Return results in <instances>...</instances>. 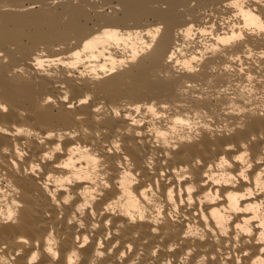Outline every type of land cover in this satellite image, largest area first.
Instances as JSON below:
<instances>
[{"label":"bare ground","instance_id":"6f19581e","mask_svg":"<svg viewBox=\"0 0 264 264\" xmlns=\"http://www.w3.org/2000/svg\"><path fill=\"white\" fill-rule=\"evenodd\" d=\"M162 1L80 0L78 4H73V0H62L52 8L48 0H0V51L9 58L6 64H0V103L9 106L7 113H0V127L15 131L11 127L15 123L41 132L52 128L75 127L79 130L81 126L90 129L87 135L81 133L75 140H65L63 151L47 162L40 160L45 146L35 139L24 135L14 137L0 134V147L7 145L11 149L15 141L28 153L25 163L21 165V172L24 166L30 167L34 162L41 163L44 169L38 177L18 175L16 169L8 165L7 157L0 153V176L4 177L0 179V189H4L0 192V210L6 213L14 208L11 204L13 199L18 198L24 204L17 225L0 224V244L7 243L9 248L23 247L16 244L17 234L26 235L32 241L40 239L39 264H49V258L43 251L47 246L44 236L49 229H54L53 245L58 244L62 252L72 246L76 224H67L70 212L79 203L96 195L91 192L94 187L91 179L77 177L90 175L92 157L98 154L104 157L106 167L103 171L108 173L107 179L112 188L101 189L104 196L93 202L97 215L92 217L90 213L93 209H88L89 214L83 217L86 225L98 220L102 227L93 237V243L81 250L84 256L82 264H88L95 239L102 238L109 227L105 224L108 220L112 229L119 227V221H125V226L119 228V236L114 239L121 240V248L128 242L134 245L129 259H135L138 252H143L137 264H148L149 261L161 264L168 257H173L172 264H179V257L188 248L194 250L188 264H195L201 255L209 257L207 264H224L225 257L230 254L231 260L227 264H235L237 254H240L241 264H253V261L260 264V260H264V252H261L264 242H258L259 233L264 231V227H261L264 224V163H255L258 158L264 157V31L257 28L253 32L254 22L236 16L237 10L229 7L230 0H195V3L193 0ZM162 3L166 6L161 7ZM117 4L120 5L119 11L115 7ZM254 4L255 0H249V6ZM257 7L260 23H264V6ZM98 8L105 11L98 12ZM65 16L67 19H64ZM158 24L164 25L162 34L151 50L141 51L147 44L153 43L154 33L150 34V29ZM188 24L195 26L196 34L186 37L181 33L178 36L177 29ZM104 26L119 28L121 32L114 37L104 35L101 31ZM97 33H100L98 37ZM237 34L243 35L244 39H232ZM85 40L92 41L87 50L84 48ZM41 45L49 55L60 54L67 59H75L73 53L79 51L80 59L87 64L107 62L110 67L112 60H123L128 67L94 83L87 80L78 83L76 79L68 78L64 69L56 71L51 78L42 77L31 71L28 64L32 55L41 50ZM58 45L63 47L57 49ZM176 48L180 52L176 53L171 63H166L167 56ZM133 54H137L135 60ZM192 56L198 58L191 61V66L197 71L190 72L181 66L172 67L175 59L191 60ZM92 57L97 59L93 60ZM20 65L25 67L24 75L9 76V72ZM165 72L167 76L162 75ZM56 82L65 83L73 98L91 91L93 105L101 100L106 104L142 102V112H146L147 105L155 101L153 106L160 115L152 120L149 114L144 125L133 126V134L127 135L124 132L129 126L127 120L100 113L103 119L96 121L93 117L97 114L91 111L90 106H81L75 111L66 109L63 103L58 107L49 104L41 108L40 102L44 96H56L61 91L55 86ZM164 104L168 107H162ZM20 109L28 115L21 117ZM78 114H83L85 119L76 120ZM197 123L208 124L212 129H223L226 125L235 127V131L230 135L223 131L217 134L201 127L198 129L202 133L201 138L191 144L182 143L169 160V169L179 164L194 165L197 156L204 161V164L190 169L200 191L193 193L195 202L188 207V193L184 188L188 181H180L169 171L167 176L173 177L169 182L167 176L162 177L159 171L149 173L143 164L150 152L164 151L151 143L155 133H149V127L155 125L158 131L171 136L174 130L177 133L181 129L186 131L189 125ZM137 130L144 133L143 137L135 135ZM97 131L100 132L99 137L95 135ZM116 137L122 140L123 152L108 153L107 148L112 147ZM138 139L147 142L141 145L136 142ZM242 143L247 145L249 160L253 163V167L245 173L247 180L238 178L235 187L200 183L206 179L202 172L208 170V164L217 163L221 153H226L235 164L230 171L237 174L242 166L233 157L245 150L241 148ZM227 144H235L236 148L226 150ZM125 153L132 158L133 175L137 169H143L139 184H132L131 179L124 175L127 169L120 165L128 163L123 160ZM159 158L162 157L157 160ZM158 167L164 166L158 164ZM69 179L72 180L71 184L67 183ZM9 182L11 186L21 189L18 196ZM45 183H48L49 190L58 193V199L67 194L75 195L72 205L63 209V219L59 210L51 204L43 188ZM61 183L63 187H60ZM149 184L152 186L150 189L147 187ZM157 188L163 192V200L154 199ZM169 188L173 190L179 207L176 220L169 215L177 210L172 207L171 201L166 200ZM209 189L211 195L218 199L201 203L199 197ZM249 191L252 192L251 196L246 195ZM231 196H235L236 200L233 201ZM182 199L185 200L184 204H180ZM156 202L166 205L162 213L164 223L159 225L158 234L151 232L150 228L154 226L151 220L138 219L141 213L153 215ZM109 204L115 212L108 210ZM237 208L243 210L236 211ZM49 211L52 215H45ZM133 216L137 217L135 223H131ZM228 216L232 217L230 221L226 220ZM225 222L229 228L227 237L220 235V224ZM245 223L252 228V235L241 234L237 242L234 239L238 231L236 225L244 226ZM188 228L202 230L206 239L184 238L182 234ZM170 243L178 245L174 252L167 251ZM237 243L238 246L233 248V244ZM157 245H160V251L153 257L151 252ZM29 251L26 250L25 256ZM118 252L119 249L116 254ZM245 252L247 255H243ZM212 254L216 256L215 261L211 260ZM23 259V256L18 257L16 264H24ZM110 260L118 264L114 256L106 257L99 264H109ZM60 264H64L63 256ZM124 264H128V260Z\"/></svg>","mask_w":264,"mask_h":264},{"label":"clouds","instance_id":"9594fccd","mask_svg":"<svg viewBox=\"0 0 264 264\" xmlns=\"http://www.w3.org/2000/svg\"><path fill=\"white\" fill-rule=\"evenodd\" d=\"M62 0H48V4L55 8L58 4H60ZM80 0H73V4H78ZM195 3V0H193ZM257 6H264V0H255V4L249 6V0H230L229 7L236 9L235 12L236 16H242L245 20H251L254 22V27H252V31L255 32L258 28L260 31H264V23H260L261 16L258 14V7ZM31 7H36V5H31ZM116 10H120V5H115ZM91 11V9H89ZM96 11L103 13L105 11L104 8H98ZM111 11V9H109ZM67 19V16L64 17ZM194 25L188 24L187 27H182L177 29V35L179 36L183 33L186 37H192L196 33L194 32ZM164 25L158 24L150 29V34H153V43L147 44L141 51L147 52L151 50L158 39V37L162 34ZM104 35L114 37L118 33L121 32V29L112 27V26H104L101 29ZM139 32V29L136 30ZM196 31H202L201 29H196ZM100 33H97V37ZM244 39L243 35L237 34L236 36L232 37V39ZM91 40L84 41V48L87 50L91 45ZM63 45H58L57 49L62 48ZM44 49V46L41 45V50L36 51L28 64L31 66V71L37 73L42 77L51 78L55 75L56 71L60 69H64L65 75L68 78L76 79L77 82H81L83 80H87L90 83L99 82L110 76L114 75L118 70H123L124 68L128 67V65L123 61H111V66H107L106 63L100 64H87L85 60L80 59L81 53L79 51L73 53L76 57L75 59H67L64 55L56 54V55H49ZM180 52L179 48H176L173 52H171L167 58L166 63H171L176 56V53ZM137 54H133V59H136ZM8 56L5 55L3 51H0V64H6L8 62ZM93 60H96L97 57H92ZM198 58L196 56H192L191 60L185 59H175V64L172 65L173 68L177 66H181L187 69L190 72L197 71V68L191 66V61H195ZM179 70V69H177ZM25 73L24 65H20L14 67L11 72H9V76H15L16 74H20L23 76ZM162 75L167 76L168 73H162ZM55 86L59 88L61 91L57 93L56 96L51 94L44 96L41 99L40 106L44 108L49 104L58 107L61 103L66 107V109L75 111L77 108L81 106H90L91 111L96 113L93 117L94 120L100 121L103 119L104 115H111L113 118L119 119L123 117V119L129 122V126L124 129L125 134L131 135L133 134V126H142L146 123V117L151 115L152 120L157 119L160 113L157 112V109L153 106L155 105V101H152L151 104L147 105V111L142 112L144 104L142 102H121V104H106L103 100L99 101L96 104H92L94 100L93 93L91 91H85L81 96L73 98L70 91L67 90V85L63 82H56ZM162 107L167 108L168 105L164 104ZM9 111V106L6 103H0V113H7ZM241 112L244 109H240ZM19 115L21 117L27 116V112L23 109L19 110ZM76 120L80 121L85 119L83 114L76 115ZM151 120L148 123L151 124ZM179 123H185V121H179ZM239 126V125H237ZM15 131H10L8 128L0 127V134L8 135V136H20L24 135L25 137L35 139L41 145L45 146V149L41 156L40 160L43 162L52 161L55 159V154L63 151L64 148V141L65 140H75L77 137L81 135V133L87 135L90 132V129L87 126H81L79 130L75 127L73 128H52L48 129L44 132H41L37 129H31L25 125H18L12 124L11 126ZM203 128L208 130L209 132H215L219 134L223 131L224 134L230 135L235 131V127H227L226 125L221 128L212 129L208 124L199 125H189L187 130L181 129L179 133L175 130L173 135L169 136L167 132L158 131L155 125L149 127L147 131L149 133H155V138L151 141L155 148H163L164 151L162 153L153 151L150 152L146 157L143 164V168L147 169V171L151 174L156 173L159 171L160 175L167 176V173L171 171L175 174L176 177L179 178L180 181H188L184 188L186 189L188 196H187V205L188 207H192L194 204V197L193 193H197L200 191L199 185L196 183L195 178L192 175L191 167L202 165L204 161L197 156L195 158L194 165L190 164H179L173 166L169 169L168 164L169 160L172 159L173 154L176 150H178L182 143L187 142L189 144L198 141L202 133L199 131V128ZM120 131V129H117ZM97 137L100 136V132L97 131L95 133ZM135 135L137 137H143L144 133L140 130L135 131ZM255 139V136H253ZM55 141V142H54ZM138 144H144L147 141L143 139H138L136 141ZM236 148L235 144H227L225 145L226 150H233ZM241 148L245 149L244 151H240L236 154L233 159L242 166L241 169L237 174H233L231 169L235 167V164L229 160L226 153H221L218 157V162L215 164H208L207 171L202 172V176L206 177L200 183L207 185L209 182H212L215 185H232L233 187L236 186L238 183V178H243L247 180V176L245 175L246 171L253 167V163L249 160V152L247 151V145L241 144ZM113 151L120 153L123 152V144L120 137H116L112 141V147L107 148L108 153H112ZM0 153H3L7 157L8 165L11 168H15L17 174H23L25 176H39L40 173L44 171L41 163H31V166H24L21 172V165L25 163V159L28 156V153L21 149L20 143L14 141L12 148L10 149L9 146L5 145L0 147ZM158 157L159 160H157ZM131 157L128 154L123 155V160L128 162L127 165H120L121 167H126V171L124 175L131 179L132 184H139L141 173L143 169H137L135 175H133L131 169H133L134 165L131 162ZM93 160V167L91 169V173L89 176H78L77 179H91L92 184L94 187L91 188L92 193H96L90 197V199L84 203H79L77 206L73 208L70 212V218L67 219V224L69 226L76 224L75 234L73 237L72 246L68 247L66 251L61 250L59 245H53L52 243V236L54 235V229H49L44 236V240L47 241V246L43 249L44 253L49 258V264H60L61 257L63 256L64 264H82L84 260L83 253L81 252L82 249L86 248L90 244L93 243V237H96L97 231L102 227L101 223L98 220H93L89 225L85 224L83 217L89 214L87 212L88 209H93L90 213L92 217L97 215V212L94 210L93 202L98 200L99 198L104 196V191L101 189H110L112 188V184L107 179L108 173L104 172L103 169L106 167V164L103 162L104 157L98 154H94L92 157ZM119 164L120 162L117 161ZM255 163H264V157L258 158ZM162 165L164 167H158ZM64 167H68V165H64ZM214 169H219V171H214ZM7 173H5L6 175ZM51 176V173H49ZM0 179H4L3 176H0ZM169 182L173 179L172 176H167ZM39 182V181H38ZM68 184L72 183V180H67ZM11 186V182H9ZM63 183L60 184V187H63ZM12 191L19 195L21 189L19 187L11 186ZM150 189L152 186L151 184L147 185ZM44 190L47 192V195L50 197V202L52 205L59 210L60 217L64 218L63 209L66 206L72 205L73 200L76 199L75 195L67 194L63 196L62 199H58V193L55 190H49L48 183L43 185ZM4 191V189H0V192ZM246 195L251 196L252 192L249 191ZM233 201L236 200L235 196L230 197ZM154 199L156 201H160L164 199L163 192L160 191L159 188L156 189L154 193ZM200 202L203 203L205 200H216L218 199L217 196L211 195V189L204 193L203 196L199 197ZM167 201L172 202V207L176 208V211L170 212L169 215L173 220L177 219V215L179 212V207L176 204L174 199V192L171 188L167 191L166 196ZM185 200H180V204H184ZM11 204L14 208H10L6 213L3 210H0V224L3 225H17L20 222V210L24 207L23 201L20 199H13ZM235 206V205H233ZM166 205L165 203L156 202L154 208V214L151 216H145V214L141 213L138 217L140 221L151 220L153 225L150 230L153 233L158 234L160 231L159 225L164 223V216L162 215ZM108 210L115 212V209L112 205H108ZM243 209L237 208L236 211H242ZM45 215L51 216L52 212H46ZM100 216H103V212L100 213ZM232 219L231 216L226 218L227 221ZM137 217L133 216L131 218V223H135ZM105 224L109 225L106 229V232L102 234V238L97 237L95 239L94 246L92 248L91 256L89 258L88 264H99L100 261L106 259V257L114 256V259L118 264H124L125 260H128V264H137V261L140 259L143 252H138L135 256V259H129V257L133 254L134 245L131 242H128L124 245L123 248L120 247L121 240L114 239V237L119 236V228L125 226V221H119V227L112 229L110 227L111 221H105ZM264 227V224L261 225ZM88 229L86 231H81L82 229ZM238 229L234 239L239 242V236L241 234H246L248 236L252 235V228L247 226L245 223L244 226L239 224L236 225ZM136 235V234H134ZM184 238H193L199 239L200 241H204L206 236L203 234L202 230H193L188 228L186 231L183 232ZM220 235L227 237L229 235V228L225 223L220 224ZM218 239V237H217ZM15 241L17 245H23V247H15L9 248L7 243L0 244V264H16L17 258L23 256L24 264H39L41 259V240L37 239L35 241L30 240V238L23 234H17L15 237ZM264 242V231L259 233V241ZM110 244V246H109ZM237 244H233V248H236ZM178 247L176 243H170L167 251L174 252L175 249ZM31 250L25 256L26 250ZM119 249L118 254H116V250ZM160 251V245H157L155 248L152 249L151 255L156 257ZM192 248H188L185 250V253L179 257V264H188V261L193 253ZM261 252H264V248H261ZM243 255H247V253H243ZM216 256L215 254L211 255V260L215 261ZM209 257L206 255L199 256L195 264H207ZM231 260V254L225 257L224 264H227V261ZM259 260V257H257ZM173 257H168L165 260L161 261V264H172ZM109 264H113V261H109ZM148 264H152V261H149ZM235 264H241L240 254H237ZM253 264H256V261H253ZM260 264H264V260H260Z\"/></svg>","mask_w":264,"mask_h":264},{"label":"rangeland","instance_id":"374dc122","mask_svg":"<svg viewBox=\"0 0 264 264\" xmlns=\"http://www.w3.org/2000/svg\"><path fill=\"white\" fill-rule=\"evenodd\" d=\"M165 1H166V0H164V1H162V2H165ZM163 4H165V3H162V6H161V7H165V6H166V5L164 6ZM160 5H161V3H160Z\"/></svg>","mask_w":264,"mask_h":264}]
</instances>
